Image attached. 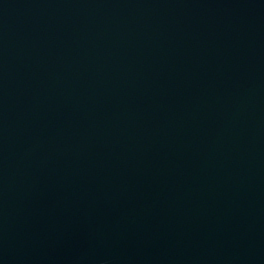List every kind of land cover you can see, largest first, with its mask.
<instances>
[{"label":"water","instance_id":"obj_1","mask_svg":"<svg viewBox=\"0 0 264 264\" xmlns=\"http://www.w3.org/2000/svg\"><path fill=\"white\" fill-rule=\"evenodd\" d=\"M0 264H264V0H0Z\"/></svg>","mask_w":264,"mask_h":264}]
</instances>
